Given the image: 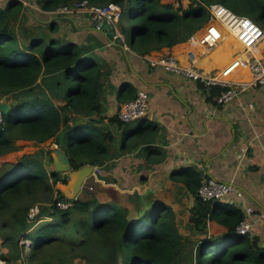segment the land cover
<instances>
[{
  "label": "trees",
  "instance_id": "16d2710c",
  "mask_svg": "<svg viewBox=\"0 0 264 264\" xmlns=\"http://www.w3.org/2000/svg\"><path fill=\"white\" fill-rule=\"evenodd\" d=\"M73 1L37 3L44 11H54ZM91 1H114L124 11L134 2L136 9L127 20L129 24L133 20L136 28L129 26L128 31H121L130 36L132 48L141 54L189 39L210 20L209 5L213 3L249 16L264 28V0H191L187 8L164 0ZM25 6L23 0L0 5V94L12 93L14 97L10 112L5 114L6 123L0 126V155L14 150L19 139L45 142L57 137L55 146L66 148L74 168L89 161L101 165L110 156L115 138L100 121L105 117L101 101L107 76L104 63L91 57L84 44L52 35L58 30L55 22L24 25L20 31L14 20ZM223 88L210 86L211 98ZM137 92L135 85L126 82L119 96L125 103ZM59 100L63 102L59 104ZM80 115L90 117L81 119ZM112 120L119 119L114 116ZM156 130L150 123L134 133L143 141ZM46 151L51 154L53 149ZM50 160L53 162L52 156ZM179 174L196 195V204L186 218L196 237L183 234V229L190 231L181 225L174 206L156 202L132 221L126 205L97 190L96 182L88 181L82 191L92 198L71 200L73 205L65 209L56 204L43 206L39 215L53 220L30 230L34 223L29 220L31 201L27 200L38 191L50 190L52 181L66 182L67 177L54 169L46 170L43 154L27 155L0 168V230L4 242L15 259L27 249L24 255H28V264H69L76 257L85 258L87 264H264V245L249 233L236 232L244 212L237 208L223 211L220 200H202L197 193L203 179L200 171L185 168ZM57 194L54 202L69 200L61 189ZM22 202L27 204L21 206ZM209 219L222 226L221 230L213 229L209 234ZM23 233L30 236L29 244L20 243ZM188 246L191 249H186Z\"/></svg>",
  "mask_w": 264,
  "mask_h": 264
},
{
  "label": "crops",
  "instance_id": "0c3cea01",
  "mask_svg": "<svg viewBox=\"0 0 264 264\" xmlns=\"http://www.w3.org/2000/svg\"><path fill=\"white\" fill-rule=\"evenodd\" d=\"M23 1L28 4L24 10L27 15L32 13V9L36 11L37 16L33 18L38 26L55 22L58 30L52 35L84 44L91 57L104 63L107 76L101 101L105 117L100 121L115 138L110 156L101 164L102 171L96 178V189L108 195L113 193L110 197L126 205L129 211L141 209L144 206L143 197L149 208L160 201L170 204L175 207L181 225L193 234V228L187 226L186 218L196 204V195L190 191L179 173L185 168L198 170L202 178L212 177L232 182L244 192L242 198L236 193L229 194L220 200L219 207L223 211L240 209L244 216L245 209L253 207L254 212L248 216L252 222L249 235L257 238L263 246L264 90L249 85L230 102L218 105L200 80L153 64L172 52L183 64L189 65L188 52L195 50L200 56V66V62L210 56L217 46L212 49L196 48L187 39L173 46L141 54L132 48L130 36L123 35L121 19L115 26L124 47L109 40L98 30L95 27L96 21L87 12L53 13L38 10L37 0ZM167 1L176 6L182 4L184 8L191 2ZM8 2L0 0V5L5 6ZM24 12L20 17L26 21ZM24 25L30 27V20L26 24L24 22ZM253 52L264 58V39ZM240 54L241 51L237 56ZM236 80L241 79L239 77ZM126 82L135 85L137 90L145 89L150 93L148 113L132 122H124L119 117L124 104L119 92ZM94 116L100 117L98 114ZM114 116L119 120H112ZM79 117L83 119L90 116ZM150 123L156 125L157 130L149 139L139 140L134 131ZM52 139L42 149H51L57 137ZM60 147L63 148L62 145ZM208 224L209 234L213 229L221 230L222 226L210 219Z\"/></svg>",
  "mask_w": 264,
  "mask_h": 264
},
{
  "label": "built area",
  "instance_id": "2783aa9c",
  "mask_svg": "<svg viewBox=\"0 0 264 264\" xmlns=\"http://www.w3.org/2000/svg\"><path fill=\"white\" fill-rule=\"evenodd\" d=\"M209 9L211 11L210 20L199 30L194 32L189 37V41L196 48L205 47L212 49L216 47L223 38L225 29L228 30L236 37L239 44L242 45L243 52L249 53V56L246 58V64L252 74L250 80L219 79L216 75V68H212L211 71L206 72L204 68L198 65L200 56L195 50H190L188 52V58L191 63L189 65L183 64L180 58L172 52L165 55L161 60L154 61L153 64H159L166 70L172 72L184 73L192 76L200 80L208 88L212 85L223 86L224 88L215 95V100L218 105L230 102L249 85H256L261 90H264V58L253 52L255 47L264 39V28L251 17L241 15L224 4L213 3L209 5ZM48 12L60 14L87 12L95 21H98L101 18H106L108 21L116 23L122 18L124 9L122 5L114 1L100 4L94 3L91 0H75L59 6L54 11ZM240 51L241 50L233 54L234 58ZM240 60L245 59L240 57L238 60H233L227 66V70H235L239 66ZM149 108L150 93L145 89H139L137 96L134 99L129 100L122 105L119 111V117L124 122H132L144 117L148 113ZM5 123V113L0 108V126ZM95 167V176L97 178L102 171V166L95 165ZM197 193L204 201L223 200L232 193H236L241 198L244 196V192L238 189L232 182L212 177H205L202 179ZM52 204H56L62 209L73 205L71 199H59L50 205ZM39 210L40 208L38 204L30 208L28 216L32 218L31 220H35L40 213ZM253 212V207H247L245 209V216L236 227L237 233H249L252 228V222L249 220L248 216Z\"/></svg>",
  "mask_w": 264,
  "mask_h": 264
},
{
  "label": "rangeland",
  "instance_id": "374dc122",
  "mask_svg": "<svg viewBox=\"0 0 264 264\" xmlns=\"http://www.w3.org/2000/svg\"><path fill=\"white\" fill-rule=\"evenodd\" d=\"M164 1H167V0H164ZM25 4H26V6H28L27 3H25ZM26 6H25V8H27ZM134 6H135L134 5V2H132L131 5H129L125 9V11L123 13V17L121 19V21H122L121 22V28H123L126 31L129 30V26L130 27H134L135 26V22H132L131 24H129V21L127 20V19H129L130 13L133 11ZM38 7L40 8L38 10H41L42 9L40 7V5H38ZM23 12H24V10H23ZM24 14L26 16V21H24L22 18H21L22 19V21H21L20 16L14 20L15 26L19 30H20V28H22L24 22L26 24L27 21H29V20H30V24H31L30 26L37 25L36 20H34V18H33V17L37 16L36 11L34 9H32V13H29V15H27L26 12H24ZM238 51L239 50H235V52H238ZM246 55L249 56V53H246ZM242 78L244 80V77L243 76L240 77V79H242ZM9 94L10 93L0 94V101H4L5 98H6V96H8ZM13 98L14 97H11L10 98V103H12V101L14 100ZM57 102L59 104H61V102H63V101L59 100ZM52 140H53L52 138L46 140L45 142H36L35 140H29V139H19V140H17L16 141L17 147L14 150H12V151H10L8 153H5V154L0 155V168H5L9 163L16 162L19 159H21V158H23V157H25L27 155H32V154L40 153V154H43V163H44L45 169L48 170V171L53 170L54 169V166L51 163V160L48 158V157L51 156V154L49 152H47L45 149H42V148L45 147L44 146L45 144H48ZM60 146H61V144H59V146H57V147H60ZM57 147L55 145H53L51 149L54 150ZM63 148L66 149L64 146H63ZM60 182H62V181H59L58 183H54L52 181L53 186H52V188L50 190L38 191V192H36L35 195L31 196L27 200V202H30L31 201L29 210H30V208L32 206H34L36 204L39 205V208L41 210L43 208V206L50 205L51 203H53L55 201V199L58 198L57 190L59 188L57 187L58 186L57 184H59ZM88 182H91V184H94V182L97 183L96 176L95 175L91 176L88 179ZM110 195L112 196L113 193H110ZM80 197L83 198V199H86V198H92V195L82 191L78 198H80ZM27 202H24V203L22 202L21 203V206H24V204H27ZM40 210H39V212H40ZM8 216H10V214H8ZM29 218H30L29 219L30 222L31 223H34L33 226H32V228L34 226H38L39 224H43L44 222H48V221H52L53 220V218L51 216H44V215H38L35 218V220H31L32 218L30 216H29ZM8 219L10 220L11 217L8 218ZM32 228H30V230ZM183 228H185V227H183ZM184 230L185 229L182 230L184 235H192L194 237L197 236V235H194L192 233L189 234V233H187ZM29 237L27 238L26 237V233H23L20 236V243H22V241H24V242H26V244H29L30 241H31V239ZM190 247L191 246H188V248H186V249H191ZM25 250H27V249H25V248L23 249V251L21 253L22 255L20 256V258L15 259L14 255L12 254V252L9 251V245H7L4 242V239H3V236H2V233H1V230H0V256L3 259V261H4V264H28V260H27V258H28L27 256L28 255L27 256L24 255ZM69 264H87V261L83 257H76L74 259V261L72 263H69Z\"/></svg>",
  "mask_w": 264,
  "mask_h": 264
},
{
  "label": "water",
  "instance_id": "95a60500",
  "mask_svg": "<svg viewBox=\"0 0 264 264\" xmlns=\"http://www.w3.org/2000/svg\"><path fill=\"white\" fill-rule=\"evenodd\" d=\"M95 25V27L98 30L102 31L109 40L124 47V45L122 44L123 39L118 35L115 23L108 21L106 18H101L96 21ZM11 97H13L12 93L6 96L4 101H0V108L5 114L9 113L11 110ZM51 156L53 159L54 170L58 172H63L67 175V181L60 182L59 184H57V187L63 191L67 198L71 200L77 199L81 194L83 186L88 181V179L91 176L95 175L96 164H94L92 161H89L88 163L82 165L79 168H74L70 155L65 149L61 147L55 148L51 152ZM142 201L144 203V206L141 209H132L129 211V220L137 221L149 208V204L146 202L144 197L142 198ZM0 264H4V261L1 256Z\"/></svg>",
  "mask_w": 264,
  "mask_h": 264
},
{
  "label": "bare ground",
  "instance_id": "6f19581e",
  "mask_svg": "<svg viewBox=\"0 0 264 264\" xmlns=\"http://www.w3.org/2000/svg\"><path fill=\"white\" fill-rule=\"evenodd\" d=\"M223 35V38L219 42L220 44L218 43L219 45H217L216 49L210 56H207L200 62V66H204L206 68V72L211 71L214 67H219L216 71V75L219 79H237L243 75L245 80H250L252 78V74L249 73L248 65L246 64L247 57H243L245 52H243L242 45L239 44L236 37L228 30L225 29ZM235 50H241L242 52L234 58L233 54ZM240 57H243L245 60H240L239 66L235 70H227L229 63L233 60L235 61L240 59ZM241 80H243V78Z\"/></svg>",
  "mask_w": 264,
  "mask_h": 264
}]
</instances>
